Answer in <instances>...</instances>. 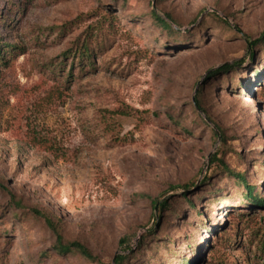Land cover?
I'll use <instances>...</instances> for the list:
<instances>
[{
  "label": "rangeland",
  "instance_id": "1",
  "mask_svg": "<svg viewBox=\"0 0 264 264\" xmlns=\"http://www.w3.org/2000/svg\"><path fill=\"white\" fill-rule=\"evenodd\" d=\"M263 31L264 0H0V264H264L232 175L264 198Z\"/></svg>",
  "mask_w": 264,
  "mask_h": 264
},
{
  "label": "trees",
  "instance_id": "2",
  "mask_svg": "<svg viewBox=\"0 0 264 264\" xmlns=\"http://www.w3.org/2000/svg\"><path fill=\"white\" fill-rule=\"evenodd\" d=\"M152 14H153L152 18L156 19L158 21V23L163 28H167L172 33L174 32V28L172 26H170L169 24H166L164 22V20L160 16H158V14L155 11H152ZM211 16L217 18V20H219L221 22V24H223V25L228 24V21L220 18L218 16V14H212ZM261 38L264 39V31L258 40L252 42V45H255ZM1 40L2 39H0V63L7 65L10 57H14V56L19 54V47L16 45L10 46V45L2 42ZM91 49L92 48L89 45L84 44L80 54H78L80 56V59H83L84 57H86V61L90 60L92 62ZM254 54H255V51L252 50V52L250 53V56L252 57ZM236 66H239V62H236L233 65L221 67V69H219L217 71V73L223 72V71L227 72L228 70H231V69L235 68ZM215 73L216 72L212 73V75ZM194 106H195V110L197 112H203L204 114H206V109L204 108L203 103L200 100L197 99ZM216 134L218 135L217 132H216ZM220 135H222V138L224 137L222 133ZM232 175L234 178L237 179V181H239V183H242V185L245 187L246 192H247L245 197L248 199L247 204L252 205V206L258 205V206L264 207V198L263 199L261 198L260 192L256 193V191H255L256 187H254L252 184L248 183L246 175L243 174L242 172H235ZM193 186H194V184L187 185L184 190H189ZM185 198H188V196L186 194H185ZM156 204H158V202ZM169 206H170V203L168 204L166 200H163L162 202H160V207L164 210L168 209ZM241 216L246 217V216H248V213H243ZM253 230H254L255 235L258 234L257 237H258L259 241H258L257 246L259 248L261 256L264 257V225H261L257 229H253ZM155 232H156V229L151 231L152 234ZM128 241H129V239L127 237H124V238L120 239L119 244H120V246H123ZM57 250L61 253L77 252L87 259L95 260V257L93 256L92 252L89 250V248L87 246H85L84 244H82L79 241H72V242L66 243L63 241L61 236H59V238H58ZM127 258H128V256L126 254H119L115 259V262H116L115 264H123Z\"/></svg>",
  "mask_w": 264,
  "mask_h": 264
}]
</instances>
